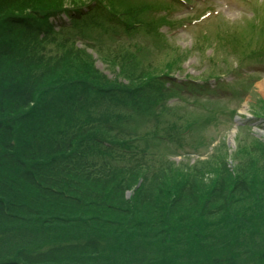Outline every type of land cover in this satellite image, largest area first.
Listing matches in <instances>:
<instances>
[{
    "label": "trees",
    "instance_id": "1",
    "mask_svg": "<svg viewBox=\"0 0 264 264\" xmlns=\"http://www.w3.org/2000/svg\"><path fill=\"white\" fill-rule=\"evenodd\" d=\"M80 4L0 0V264H264V139L240 124L224 156L150 169L98 102L135 116L165 81L99 71L50 22Z\"/></svg>",
    "mask_w": 264,
    "mask_h": 264
},
{
    "label": "rangeland",
    "instance_id": "2",
    "mask_svg": "<svg viewBox=\"0 0 264 264\" xmlns=\"http://www.w3.org/2000/svg\"><path fill=\"white\" fill-rule=\"evenodd\" d=\"M82 1L75 21L50 18L55 31L67 22L62 32L110 79L165 81L162 100L139 104L135 116L122 104L98 102L100 113L129 114L127 135H138L146 166L201 163L215 150L222 157L235 148L240 124L241 137L264 139V120L251 115L264 112V0ZM142 91L156 96L152 84Z\"/></svg>",
    "mask_w": 264,
    "mask_h": 264
},
{
    "label": "water",
    "instance_id": "3",
    "mask_svg": "<svg viewBox=\"0 0 264 264\" xmlns=\"http://www.w3.org/2000/svg\"><path fill=\"white\" fill-rule=\"evenodd\" d=\"M127 194L129 195V192Z\"/></svg>",
    "mask_w": 264,
    "mask_h": 264
}]
</instances>
